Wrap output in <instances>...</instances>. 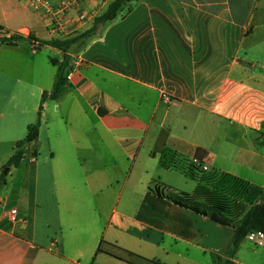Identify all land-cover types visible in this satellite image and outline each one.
<instances>
[{
	"label": "crops",
	"instance_id": "1",
	"mask_svg": "<svg viewBox=\"0 0 264 264\" xmlns=\"http://www.w3.org/2000/svg\"><path fill=\"white\" fill-rule=\"evenodd\" d=\"M113 1H85L58 29L29 0H0V28L66 39L91 29ZM81 13L88 18L80 25ZM263 46L264 0H132L66 53L29 40L3 45L0 264H82L69 255L80 259L100 239L141 255L170 239L174 245L163 250L175 264H214L212 253L225 249L234 229L150 194L157 173L149 165L162 174L188 169L201 148L206 174L264 192V74L245 58ZM66 56L69 67L77 59L87 64L40 112L54 87V62ZM38 121V139L18 166H8ZM231 127L242 136L230 137ZM105 167H119L120 176L104 182ZM162 174L159 183L181 191ZM233 261L264 264V248L245 239Z\"/></svg>",
	"mask_w": 264,
	"mask_h": 264
},
{
	"label": "trees",
	"instance_id": "2",
	"mask_svg": "<svg viewBox=\"0 0 264 264\" xmlns=\"http://www.w3.org/2000/svg\"><path fill=\"white\" fill-rule=\"evenodd\" d=\"M131 1L132 0H114L108 6L106 12L95 19L94 25L91 29L75 35L74 37L54 39L51 41H39L33 36L27 38L22 35H16L10 38L3 36L0 37V48L3 45H15L18 42L29 40L32 45H34V43L39 44L36 49H40L41 46L47 45L66 53L74 46L82 47L85 45L87 40L95 36L104 24L114 21ZM2 30L3 29L0 28V31ZM69 64L70 58L68 56H66L61 63L57 61L54 62V65L58 67L54 87L51 93L45 92L43 94L40 112L43 109L44 102L48 98L57 100L66 92L68 87L66 72ZM39 128L40 121L28 128L26 138L16 144L15 153L8 162V166H18L24 160L27 147L39 137ZM207 157L208 152L199 148L192 159L196 163L188 165V169H186V167H179V169H177L178 167H175L174 165L172 166V168L177 169L198 181L199 185L192 193H185L169 188L158 181H153L151 183L149 193L154 194L161 199L170 200L175 205L207 217L217 224L233 228L234 235L230 243L221 252L212 253V258L214 264H236L233 259L247 235L252 231L264 232V192L243 183L247 186L246 190H252L254 192L256 199L251 203L249 210L246 213H242L238 204L236 205L225 192L217 190L211 186L210 179L203 170ZM183 160L187 163H191L187 158H184Z\"/></svg>",
	"mask_w": 264,
	"mask_h": 264
},
{
	"label": "rangeland",
	"instance_id": "3",
	"mask_svg": "<svg viewBox=\"0 0 264 264\" xmlns=\"http://www.w3.org/2000/svg\"><path fill=\"white\" fill-rule=\"evenodd\" d=\"M77 46H74V48ZM44 54L46 56H49L50 58L55 57V55L47 53L46 50H44ZM59 58H62V55L60 54ZM247 60H250L251 62H254L256 64V68L254 69L256 72L263 73L264 74V46L258 49H255L252 53H249L247 56H245ZM49 61V60H48ZM50 63V61H49ZM54 70L57 71L58 67L55 66ZM242 133L237 128H232L230 130V137H241ZM261 141V139H259ZM31 148L28 149L27 154H31ZM42 155H45L43 153ZM125 162V166H126ZM104 164V161H103ZM189 164H192L189 163ZM188 166V165H187ZM151 172H155L158 174L164 173L162 170H160V166L155 165H149ZM121 169L118 167L117 170L111 168V167H105L102 171V178L103 181H107L111 179L112 177L120 176ZM154 175V180L159 181V175ZM209 179L211 186L217 190H220L222 192H225L232 201L235 202V204L241 208L242 213L246 212L249 208L251 203L254 202V199H256L254 196V192L252 190H246L247 186H245L243 183L235 181V180H228L226 178H218L215 175L206 174ZM161 176H164L165 180L176 186L179 190L185 193H192L196 186L197 181L193 179L189 175H185L181 171H174L171 173H165ZM251 189V188H250ZM249 194V195H247ZM133 211L135 209L131 208ZM104 228V226L102 225ZM144 233V232H143ZM145 234H148L152 239L156 238L160 242V236L154 231V230H147L145 231ZM98 246L95 249H86L85 256L81 257L80 259H77L74 254H70L69 256L71 258H75L82 264H175L174 263V256L172 253L168 257V253L164 252L163 249H170V244L173 246L174 242L172 240L167 239V243L164 246V248H158V246H149L145 251H143V254L137 253L135 251L128 252V254H124L122 247L115 248L117 244L110 243L107 239H100L99 242L97 241ZM120 246V245H117ZM101 248L100 252H98V248ZM144 248V246H143ZM121 251H120V250Z\"/></svg>",
	"mask_w": 264,
	"mask_h": 264
},
{
	"label": "built area",
	"instance_id": "4",
	"mask_svg": "<svg viewBox=\"0 0 264 264\" xmlns=\"http://www.w3.org/2000/svg\"><path fill=\"white\" fill-rule=\"evenodd\" d=\"M32 4V9L35 12H44L46 19L49 23L55 25L58 29H65L64 18L70 11L74 10L76 7L88 0H62L57 6L53 5L52 0H29ZM87 15L81 13L78 17V23L81 25L87 20ZM9 35L5 31H0V37H13L16 36ZM38 43H34L33 47L36 49ZM86 61L83 59H77L72 63V66L66 72V78L69 83L74 80L76 74L80 73L81 70L85 67ZM195 162V161H194ZM196 163V162H195ZM203 170H207L206 167H203ZM17 210L12 211V215H16ZM247 240L252 242L257 247L264 248V232L262 231H252L247 237Z\"/></svg>",
	"mask_w": 264,
	"mask_h": 264
},
{
	"label": "water",
	"instance_id": "5",
	"mask_svg": "<svg viewBox=\"0 0 264 264\" xmlns=\"http://www.w3.org/2000/svg\"><path fill=\"white\" fill-rule=\"evenodd\" d=\"M8 171V168H6V172Z\"/></svg>",
	"mask_w": 264,
	"mask_h": 264
}]
</instances>
